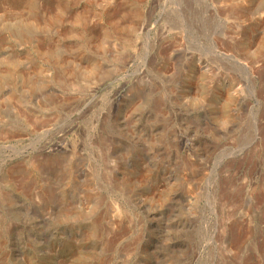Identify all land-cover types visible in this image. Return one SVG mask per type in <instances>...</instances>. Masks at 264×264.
<instances>
[{
  "label": "rangeland",
  "instance_id": "obj_1",
  "mask_svg": "<svg viewBox=\"0 0 264 264\" xmlns=\"http://www.w3.org/2000/svg\"><path fill=\"white\" fill-rule=\"evenodd\" d=\"M0 264H264V0H0Z\"/></svg>",
  "mask_w": 264,
  "mask_h": 264
}]
</instances>
